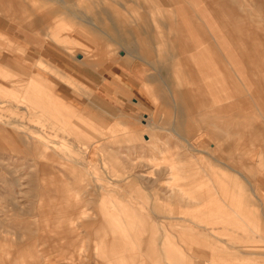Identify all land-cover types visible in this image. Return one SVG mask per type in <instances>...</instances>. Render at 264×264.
Here are the masks:
<instances>
[{"label":"rangeland","instance_id":"rangeland-1","mask_svg":"<svg viewBox=\"0 0 264 264\" xmlns=\"http://www.w3.org/2000/svg\"><path fill=\"white\" fill-rule=\"evenodd\" d=\"M17 1L32 9L29 22L41 20L32 31L14 18L0 15V264H50L56 260L107 264L98 253L101 226L112 221L114 212L125 223L132 224L128 220L131 210L148 220L151 200L164 206V197L177 189L175 174L184 183L185 193L193 187L191 183L225 178L234 193H242L239 204L243 201L249 214L241 227L229 225L233 228L223 235V228L182 219L181 215L195 216L191 210L187 212L190 205L184 202V214L176 201H170L168 216L184 220L201 239L194 241L193 252L177 240L185 257L202 254L194 258L202 264H230L211 258L215 256H232V264H264V166L258 160L264 131V116L259 112L264 98V60L253 69L257 89L249 108L216 111L210 109L214 94L209 89V69L201 72L193 63V73L199 72L203 78L207 103L195 113L191 111L196 115L192 119L177 100L176 80L170 78L172 62H157L162 56L154 51L156 64L139 51L138 42L147 33L164 40L172 36L175 30L169 27L166 14L171 15L175 6L163 4V0ZM20 3L11 5L17 11L13 16H23ZM88 9L104 10V17L113 16L123 23L129 19L122 32L132 44L109 42L110 53L100 61L94 54L100 42H91L81 33L99 32V41L107 43L105 32L96 26ZM200 22L212 36L209 22ZM243 24L253 26L245 29L250 33L264 32V20ZM190 28L185 29L192 39ZM54 35L62 36L73 49L52 41ZM219 37L225 39L223 34ZM87 48L92 50V58ZM2 73L16 77L17 82ZM33 75L44 80H29ZM148 77L156 79L152 87L145 80ZM188 81V87L196 89L197 80ZM158 85L163 94L153 92ZM189 121L195 126L190 127ZM253 125L259 126L258 131L251 129ZM257 137L261 139L256 141ZM111 156L124 162L120 165L123 170L114 175L106 160ZM122 173L131 178L125 175L124 179L119 176ZM217 200L225 203L221 197ZM235 200L232 197L230 205H237ZM233 208L228 206L229 215L217 226L239 219V207L237 211ZM170 221H160V227Z\"/></svg>","mask_w":264,"mask_h":264},{"label":"crops","instance_id":"crops-1","mask_svg":"<svg viewBox=\"0 0 264 264\" xmlns=\"http://www.w3.org/2000/svg\"><path fill=\"white\" fill-rule=\"evenodd\" d=\"M19 3L20 1L17 0H0V15L2 14L12 19L14 18L16 22H19L20 25L26 29L32 31L36 30L40 25L39 21L41 19L36 18L32 22H29L30 20H27L29 16L27 15L32 12V9H28L27 6H24V2L20 3L24 6L20 10L23 16H13L17 11L15 9L13 10L11 5H17ZM163 4L175 6L172 10L175 17L171 16L172 13L171 15L166 14V18H168L171 25L169 27L171 30L175 31L172 32V36L168 35V39L166 40L160 35L158 37L154 34L147 33L144 40H141V43L138 42L139 45L141 44L139 51L143 52L149 59L151 58L150 60L156 64L157 62H164L165 64L167 62H172L169 66L172 71L170 78L171 80H176V82H173V85L175 86L177 100L181 103L180 108L187 111L185 114L193 119L196 115L191 114V111L195 113L196 108H203V105L207 103L205 95L207 90L202 85L203 78L201 73L196 71L193 73V63H197L201 67V72L205 68L209 69V79L212 80L210 81L211 84L209 85V89L214 94V104L210 107L212 111L238 107L249 108L251 101L254 100L252 94L257 89L253 69L259 68V63L264 60V32H257L255 30V32L250 33L249 30L245 29L253 26L250 25L246 27L243 21L251 22L264 20V0H163ZM89 11L91 14H94L96 26L105 32L107 43H104V40L103 42L99 41L101 40L99 32L92 31L91 34H89V32L84 34V32L81 31V33H83L84 37L86 35L91 42H100L96 53H94L99 56L100 61L106 58V53H110V51H108L109 45H107L109 42L121 40L126 41L128 45L132 44L130 40L125 39L122 32V27H126L129 24L128 18V20L125 19L126 23H123L121 19L113 18V16L107 15V17H104V10L93 11L90 9ZM107 19L110 20V23L106 21ZM139 19L145 21L146 17H140ZM155 19L156 22L159 23V18ZM200 20L209 22V28L213 30L212 36L207 35L204 29L206 27L202 25ZM180 21H183V23L180 24ZM184 21H188V25H184ZM188 26H191L190 30L193 31L191 32L192 39L186 34L185 28H188ZM259 28H262V26ZM221 31H223L222 34L225 36L224 40L220 37L218 38V35H222ZM196 32H198V34ZM54 36L55 38L49 36L52 41L63 48L73 49L68 41L62 40V36ZM130 36H133V34ZM230 42L239 48L236 50L231 49L229 47ZM154 51L162 56L157 62L152 58V53ZM171 52L175 54L172 56L170 55ZM189 52L193 53L192 56L188 55ZM89 53H91L92 58L94 54L92 50L90 51V49L87 48V55ZM84 61L87 62L86 58ZM206 63H208V65ZM4 70L2 69V71ZM2 75L12 80V82L14 81V83L17 82L16 77L10 76L9 73L8 75L7 73H2ZM37 79L44 80L38 75L31 76L29 80ZM145 80H148V82L151 83L149 84L151 85L150 87H152L154 85L152 83L155 82L156 79L148 77ZM188 80H197L196 83L198 84H196V89L188 87ZM220 80L223 81L221 82ZM155 90L153 92L163 94V89H161L159 85L157 86V90ZM160 97L166 98L165 96ZM223 100L229 101L218 105L216 104V102ZM165 101L166 103L169 102L168 99ZM262 101L264 102V98H262ZM263 102L260 104L261 109H259V112H262V116H264ZM195 124L196 123L193 121H189L188 123L190 127L195 126ZM255 127L256 126L253 125L251 129L258 131L259 126H257V128ZM260 136L262 137V147H259V149L261 148L262 152H259L258 160L259 164L264 166L263 130ZM260 139V137H257L256 141ZM106 160L110 165V169L113 170L111 175L120 172L119 170L122 169L120 165L124 163L120 158L111 156ZM209 169L212 170L209 172L211 176H215L213 167H209ZM125 175L131 178V175L128 173H122V175L119 176H123L124 179H127L124 177ZM175 176L177 178L175 179L177 182V189L174 190L173 188L171 193L168 191L169 195L164 197L165 201L163 204H166L164 206H159L158 203L155 205L154 201L151 200L149 209L152 215L148 214V220L144 221L137 211L131 210V212H126L127 215L129 212L128 220L130 219L132 224L125 223V221L116 214L117 212H114L112 221L101 226L100 236L98 234V236L101 237V241L97 243L98 253L107 264H202L197 263L194 259L202 254H187L185 257L183 246L177 243V240L182 242L185 249L189 252H193V250H195L194 241H201V239L199 235L192 230V226L184 225V220L179 221L178 219L180 218L177 216H168L166 206H168L167 204L172 200L176 201L177 206L180 208L182 207V213L185 214L183 209H186L183 205L184 202L190 205L187 212L191 210L195 213L193 217H188V215H186L187 218L181 215L182 219L197 225L205 224L209 228H223L221 230V234L223 235H227L229 230L233 228L229 225H234L238 228L241 227L244 221L248 220L249 214L247 206L244 205L246 208H243V201L242 204L240 203L241 205L239 204L241 201L239 198H241L240 196L242 193L238 192V190H236L237 188L234 193V189L231 185L227 186L225 183V178L216 177L211 181L212 183L209 181H204L202 183L198 182L196 184L191 183L193 187L188 189L185 193L184 183L180 181L181 179H179L177 174H175ZM140 196L141 195L138 194V197ZM234 196L238 199L234 201L237 205H230L233 204L232 197ZM218 197H221V200L225 201V203L218 201ZM201 201L202 204H200ZM228 206L234 207L233 209H236L235 211H237V207H239L237 211V213H240L238 214L239 219L234 221L227 220V222L222 221L224 226H217L220 224L218 223L220 219L229 215L228 213H230V211L228 210ZM170 219L171 221L168 222L166 226L163 228L160 227V221L164 222V220ZM118 225H122L123 230L121 229L118 231L116 229ZM69 238H72V235L68 236V239ZM211 258L215 261L224 259L232 264V256L227 257L228 259L217 256ZM50 264L73 263H69L68 260H56ZM87 264L98 263L92 261Z\"/></svg>","mask_w":264,"mask_h":264},{"label":"bare ground","instance_id":"bare-ground-1","mask_svg":"<svg viewBox=\"0 0 264 264\" xmlns=\"http://www.w3.org/2000/svg\"><path fill=\"white\" fill-rule=\"evenodd\" d=\"M238 200V199H237ZM236 202H238V201H236Z\"/></svg>","mask_w":264,"mask_h":264}]
</instances>
